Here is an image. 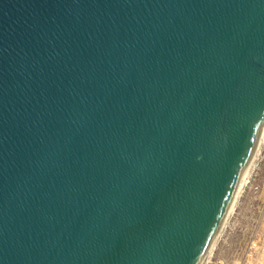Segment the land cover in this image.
Segmentation results:
<instances>
[{"label": "water", "instance_id": "1", "mask_svg": "<svg viewBox=\"0 0 264 264\" xmlns=\"http://www.w3.org/2000/svg\"><path fill=\"white\" fill-rule=\"evenodd\" d=\"M264 130V0H0V264H204Z\"/></svg>", "mask_w": 264, "mask_h": 264}, {"label": "rangeland", "instance_id": "2", "mask_svg": "<svg viewBox=\"0 0 264 264\" xmlns=\"http://www.w3.org/2000/svg\"><path fill=\"white\" fill-rule=\"evenodd\" d=\"M239 194L204 264H264V142Z\"/></svg>", "mask_w": 264, "mask_h": 264}, {"label": "bare ground", "instance_id": "3", "mask_svg": "<svg viewBox=\"0 0 264 264\" xmlns=\"http://www.w3.org/2000/svg\"><path fill=\"white\" fill-rule=\"evenodd\" d=\"M263 142H264V130H263V133H262V135H261V137H260V140H259V143H258V147H259V145H261ZM250 165H251V164H250ZM250 165L248 166V168H250ZM248 168H247V170H246V172H245V174H244V177H243V179H242V182H241V185H240V188H239L238 194H239V192L242 190L243 186H244L245 183H246V174H247ZM237 196H238V195H237ZM239 196H240V194H239ZM236 199H237V197H236ZM235 201H236V200H235ZM235 201H234V203H233V205H232V207H231L230 212L228 213V215H229L231 212H233V208H234ZM228 215H227V217H228ZM227 217H226V219H227ZM226 219H225V221H226ZM211 249H213V248H211ZM211 249H209V250L207 251V255H209V253L211 252ZM206 259H207V258H206ZM206 259H205V260H206ZM205 263H206V262H205Z\"/></svg>", "mask_w": 264, "mask_h": 264}]
</instances>
